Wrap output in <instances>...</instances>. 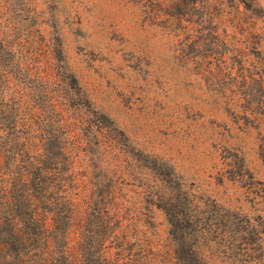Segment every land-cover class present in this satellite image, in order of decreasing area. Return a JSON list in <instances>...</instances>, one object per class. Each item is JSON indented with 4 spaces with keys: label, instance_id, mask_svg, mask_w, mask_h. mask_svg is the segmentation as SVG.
Segmentation results:
<instances>
[{
    "label": "rangeland",
    "instance_id": "obj_1",
    "mask_svg": "<svg viewBox=\"0 0 264 264\" xmlns=\"http://www.w3.org/2000/svg\"><path fill=\"white\" fill-rule=\"evenodd\" d=\"M0 134L72 264H264V0H0Z\"/></svg>",
    "mask_w": 264,
    "mask_h": 264
},
{
    "label": "trees",
    "instance_id": "obj_2",
    "mask_svg": "<svg viewBox=\"0 0 264 264\" xmlns=\"http://www.w3.org/2000/svg\"><path fill=\"white\" fill-rule=\"evenodd\" d=\"M26 166V173L18 172L10 180L0 175V237L4 244L0 264H72L66 237L72 212L70 199L62 193L60 178H56L54 187L55 177L45 171L43 161ZM45 213L50 219L48 228L43 223ZM101 221L95 224L102 227ZM104 238L90 242L88 237H81L79 264H98L93 253L100 256L107 249V244L102 245Z\"/></svg>",
    "mask_w": 264,
    "mask_h": 264
}]
</instances>
